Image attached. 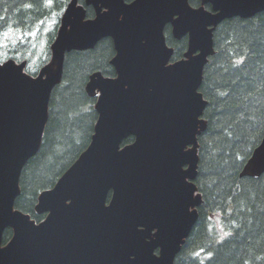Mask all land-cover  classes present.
Returning <instances> with one entry per match:
<instances>
[{"label":"water","instance_id":"95a60500","mask_svg":"<svg viewBox=\"0 0 264 264\" xmlns=\"http://www.w3.org/2000/svg\"><path fill=\"white\" fill-rule=\"evenodd\" d=\"M85 5L95 9L87 17ZM71 0L36 76L27 61L0 62V264H174L203 201L198 135L207 127L200 89L214 30L264 11V0ZM210 5V8L206 7ZM185 36L182 58L171 61ZM113 40L115 76L93 72L91 141L52 188L38 196L37 223L15 207L25 164L39 151L66 54ZM133 136L134 141L123 145ZM264 173V137L242 176ZM7 228L13 235L3 243ZM156 250L158 252H156Z\"/></svg>","mask_w":264,"mask_h":264},{"label":"trees","instance_id":"16d2710c","mask_svg":"<svg viewBox=\"0 0 264 264\" xmlns=\"http://www.w3.org/2000/svg\"><path fill=\"white\" fill-rule=\"evenodd\" d=\"M69 2L54 0L49 7L44 0H0V36L11 29L22 34L34 32L40 23L58 16L46 36L48 55L40 54L33 63L34 50L21 47L19 40L0 52V62L9 58L27 60L26 70L37 73L50 59V47ZM79 2L85 4V0ZM190 3L199 6L201 0ZM29 4L32 6L27 7ZM85 7L87 17H94V8ZM165 34L168 44L174 47L172 60L182 58L187 36L176 39L170 25ZM213 38L215 52L209 57L200 85L207 100L203 112L207 127L198 135L195 182L203 201L198 220L174 264H264V173L241 175L264 137V11L249 18L223 20ZM114 54L112 38L105 37L91 49L66 55L62 82L51 94L41 147L23 168L21 191L15 202L16 208L37 222L46 215L35 209L39 194L56 184L91 141L98 113L96 97L87 93L86 84L95 71L116 75L111 64ZM133 140L130 136L123 144ZM12 235L13 230L7 228L3 242L7 243Z\"/></svg>","mask_w":264,"mask_h":264},{"label":"rangeland","instance_id":"374dc122","mask_svg":"<svg viewBox=\"0 0 264 264\" xmlns=\"http://www.w3.org/2000/svg\"><path fill=\"white\" fill-rule=\"evenodd\" d=\"M57 21L58 16L55 14L40 23L34 32L22 34L13 29L4 32L0 36V52H4L8 47L18 43L20 40L21 47L34 50L33 57L35 58H33V63H35L39 56L42 55V57H45L48 55L45 51L47 44L46 36L48 35V32L55 27ZM18 56L22 57L23 54L18 53Z\"/></svg>","mask_w":264,"mask_h":264},{"label":"snow or ice","instance_id":"6c2138e0","mask_svg":"<svg viewBox=\"0 0 264 264\" xmlns=\"http://www.w3.org/2000/svg\"><path fill=\"white\" fill-rule=\"evenodd\" d=\"M44 4H45V6H49V7H51V6H53L54 5V0H44ZM27 7H31L32 5H26Z\"/></svg>","mask_w":264,"mask_h":264},{"label":"bare ground","instance_id":"6f19581e","mask_svg":"<svg viewBox=\"0 0 264 264\" xmlns=\"http://www.w3.org/2000/svg\"><path fill=\"white\" fill-rule=\"evenodd\" d=\"M250 157H251V156H250ZM250 157H249V158H250ZM247 161H248V160H247ZM247 161H246V162H247Z\"/></svg>","mask_w":264,"mask_h":264},{"label":"flooded vegetation","instance_id":"af4514ba","mask_svg":"<svg viewBox=\"0 0 264 264\" xmlns=\"http://www.w3.org/2000/svg\"><path fill=\"white\" fill-rule=\"evenodd\" d=\"M156 252H158V251H156Z\"/></svg>","mask_w":264,"mask_h":264}]
</instances>
